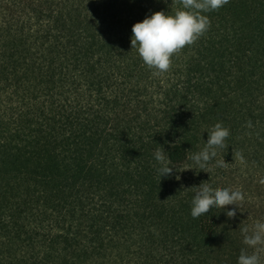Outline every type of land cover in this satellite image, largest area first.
Masks as SVG:
<instances>
[{
    "label": "trees",
    "instance_id": "obj_1",
    "mask_svg": "<svg viewBox=\"0 0 264 264\" xmlns=\"http://www.w3.org/2000/svg\"><path fill=\"white\" fill-rule=\"evenodd\" d=\"M25 6L31 34L16 39L10 79L0 71L17 97L0 115V264H238L232 205L193 219L191 188L224 189L237 169L264 178V0L206 13L208 32L159 76L132 26L178 0ZM216 123L230 135L200 169L190 157ZM159 146L174 168L161 180Z\"/></svg>",
    "mask_w": 264,
    "mask_h": 264
},
{
    "label": "clouds",
    "instance_id": "obj_2",
    "mask_svg": "<svg viewBox=\"0 0 264 264\" xmlns=\"http://www.w3.org/2000/svg\"><path fill=\"white\" fill-rule=\"evenodd\" d=\"M229 0H178L179 8L174 14L163 11L153 13L142 22L132 26L131 47L136 49L144 64L153 70L154 76L167 73L172 66V57L179 54L185 47L194 45L210 29L211 22L206 13L218 11L227 5ZM251 121L248 127H251ZM230 131L222 123H216L208 132L207 143L201 151L195 152L190 159L200 169H205L217 156V150L225 147V140ZM159 146L155 151V159L160 165L157 174L161 180L173 172L170 158ZM233 159L245 164V158L240 151L233 152ZM216 166L226 168L224 159L216 161ZM264 184V179L260 180ZM195 195L192 199L191 216L197 219L209 212L210 209H224L226 206L239 205L245 196L241 190L228 188H213L209 182H202L198 187H192ZM165 202V201H164ZM232 219L236 216L235 208L226 212ZM243 243L253 249L251 254L242 250L238 264H261L259 253L264 251V222H257L251 232L245 228Z\"/></svg>",
    "mask_w": 264,
    "mask_h": 264
},
{
    "label": "rangeland",
    "instance_id": "obj_3",
    "mask_svg": "<svg viewBox=\"0 0 264 264\" xmlns=\"http://www.w3.org/2000/svg\"><path fill=\"white\" fill-rule=\"evenodd\" d=\"M26 0H0V71L6 69V75H11L9 58H17L20 50L23 51L21 42L19 45L16 39L31 34L32 20L30 13L26 9ZM12 40L14 43L12 44ZM0 76V115L9 117L12 108L17 107L14 89ZM9 85V87H8ZM21 91V90H20ZM14 94V95H13ZM227 173L226 187L231 190H241L245 196L244 201L235 208L237 221L241 227L249 229V233L257 222H264V184L260 183L264 179L262 174L255 169H237ZM180 175L187 174V168L179 170ZM226 213V210H225ZM246 252L251 254L252 248L245 247ZM261 264H264V251L259 253Z\"/></svg>",
    "mask_w": 264,
    "mask_h": 264
}]
</instances>
